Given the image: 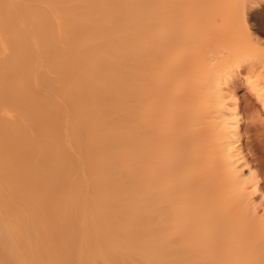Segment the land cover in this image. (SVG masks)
<instances>
[{
	"label": "bare ground",
	"instance_id": "1",
	"mask_svg": "<svg viewBox=\"0 0 264 264\" xmlns=\"http://www.w3.org/2000/svg\"><path fill=\"white\" fill-rule=\"evenodd\" d=\"M241 86L264 0H0V264H264Z\"/></svg>",
	"mask_w": 264,
	"mask_h": 264
},
{
	"label": "rangeland",
	"instance_id": "2",
	"mask_svg": "<svg viewBox=\"0 0 264 264\" xmlns=\"http://www.w3.org/2000/svg\"><path fill=\"white\" fill-rule=\"evenodd\" d=\"M251 23L253 24L252 26L255 27L257 22L255 20H252ZM247 93L248 92L245 86H241L240 89H238V95L240 96L242 100V105H241V107L243 106L242 113L246 118V122L242 127V133L244 134L243 146L245 147V152H247L249 159H251L250 161L254 162L253 163L254 167L256 166V169L258 170L259 174L264 178V142H263L264 138L263 139L256 138L255 136L257 135L254 133V131L247 129L248 124H250V120L248 119L247 114L248 112H251V110H249L245 106L246 104H244L246 103V101L244 100V97L248 95ZM255 107L260 108L258 104H256ZM261 126H260L261 131L263 130L264 132V125H261Z\"/></svg>",
	"mask_w": 264,
	"mask_h": 264
},
{
	"label": "clouds",
	"instance_id": "3",
	"mask_svg": "<svg viewBox=\"0 0 264 264\" xmlns=\"http://www.w3.org/2000/svg\"><path fill=\"white\" fill-rule=\"evenodd\" d=\"M234 163H235V161H229L228 166L231 167ZM241 164H242V161H241L239 164H236L235 166H236L237 168H240V165H241Z\"/></svg>",
	"mask_w": 264,
	"mask_h": 264
}]
</instances>
